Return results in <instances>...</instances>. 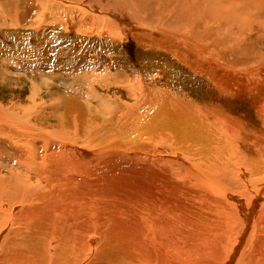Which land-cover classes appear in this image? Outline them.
Instances as JSON below:
<instances>
[{
  "label": "bare ground",
  "instance_id": "6f19581e",
  "mask_svg": "<svg viewBox=\"0 0 264 264\" xmlns=\"http://www.w3.org/2000/svg\"><path fill=\"white\" fill-rule=\"evenodd\" d=\"M3 11L0 27L34 31L71 20L112 32L106 13L132 30L129 18L192 81L28 67L29 94L14 95L22 78L4 64L0 264H264V115L248 128L232 112L261 94L264 0H0ZM53 77L66 91L51 92Z\"/></svg>",
  "mask_w": 264,
  "mask_h": 264
},
{
  "label": "rangeland",
  "instance_id": "374dc122",
  "mask_svg": "<svg viewBox=\"0 0 264 264\" xmlns=\"http://www.w3.org/2000/svg\"><path fill=\"white\" fill-rule=\"evenodd\" d=\"M76 7L87 12H91L96 16L101 15L100 10L97 8H91L90 6L82 7V5L75 6V8ZM15 9L19 10L20 7L18 6ZM9 13L11 12H0V24H2L3 19H9L11 16H13ZM105 16L107 19L113 20L115 23H117L119 27L114 28V30L111 32L106 26L103 28L99 26L97 27L90 21L73 22V24L71 20L64 22L57 20V22L55 21L51 23L45 21L39 26V31H34L36 28L31 26H29L27 29H10L7 28V26L0 27V65L3 64L0 66V69L3 70L4 64L10 65V67L16 66L15 68H8L9 66L6 68L12 73L18 74L16 77L12 76L13 78H22V81H17V84L21 86V88L15 90L14 88L12 89L9 87L10 91L12 89L13 94L16 95V91L18 92L19 90L21 91L23 89L24 91L22 95H27L28 87L30 88V83L28 82L27 78L23 76L27 73L26 69L29 70L30 68H33L35 74H37V72H45L48 74H51L52 72L57 74L63 73L65 78H68V75H66L67 73H79L82 68L86 70L90 69L92 64L97 67V70H100L98 67H105V69H108L111 73L117 71L121 74H125L120 75L121 77L130 76L129 78L131 79L145 78V81L150 79L149 77H146V75H148L150 72L162 69V72H164L162 80L164 78L167 79L168 82L166 86L173 88L175 86L174 82H176L180 85L181 89L184 91L186 90V83L191 82L192 80L190 78L184 77L182 74L178 75L177 70L172 69V67H177L176 65L178 64L175 60L173 61V59H171L170 55L165 54L162 50L159 51L151 48L150 46H146L145 42H140L138 39L132 37L131 33L137 31L135 23H133L129 18L127 19L128 23L132 27H135L134 29L130 30V26L127 25V23H124L123 20H115L116 18L114 19L112 14L106 13L103 17L106 18ZM36 18L37 17H35V19ZM38 23L37 21H34L35 25ZM10 25H13V23ZM127 27L128 29H126ZM233 35L237 36L235 33H233ZM251 40L254 41V38ZM250 45L249 46L251 48L254 46L253 44ZM254 48L255 49L252 48L254 50L252 51L253 55H255V52L258 50L264 52V50H262L264 49V46H261V44H258V42H256ZM234 52L235 53H232L231 55L232 58L235 57L239 60L247 59L245 58L246 54H243L242 50H234ZM252 64V62L246 61V63L243 65L249 67ZM239 68L241 67L233 66V70H238ZM156 75L161 77V74ZM12 77H7V79H13ZM255 78L257 84L262 82L260 91L261 94H259L257 98H251L246 104H237L232 110L233 114L243 120L244 123L247 124L248 128H256L259 125V120L257 119L261 113L264 115V97H260L264 95V70L258 69ZM31 79L34 81L35 78ZM1 80H3L2 76L0 77V81ZM50 80L52 79H47V81ZM67 82H71V80H68ZM60 83L61 85H59ZM73 84L76 85L74 81L73 83L71 82L72 89H86L82 88L80 85L74 87ZM161 84L162 83L159 82L157 85L161 86ZM229 85H231V83ZM44 87L46 88L47 85ZM48 88H50L51 92L55 90L59 92L66 91L62 82L57 78H55L53 82L49 84ZM115 89L116 88H112L111 90H108V93L113 95V91ZM222 95L224 96L226 94L223 93ZM244 101H247V99H244ZM256 105H261V108L258 110ZM255 109H257L259 112ZM261 141L257 140L255 142L263 143V141ZM237 257L238 256L233 259L231 264H236Z\"/></svg>",
  "mask_w": 264,
  "mask_h": 264
}]
</instances>
